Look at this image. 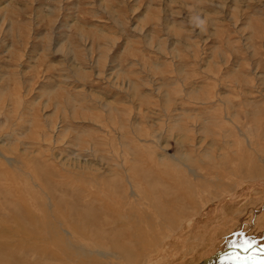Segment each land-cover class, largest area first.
<instances>
[{"label":"rangeland","instance_id":"rangeland-1","mask_svg":"<svg viewBox=\"0 0 264 264\" xmlns=\"http://www.w3.org/2000/svg\"><path fill=\"white\" fill-rule=\"evenodd\" d=\"M134 200L149 264L264 244V0H0V264H82L45 233L88 214L126 247Z\"/></svg>","mask_w":264,"mask_h":264},{"label":"bare ground","instance_id":"bare-ground-1","mask_svg":"<svg viewBox=\"0 0 264 264\" xmlns=\"http://www.w3.org/2000/svg\"><path fill=\"white\" fill-rule=\"evenodd\" d=\"M235 191V190H234ZM233 191V192H234ZM97 194V193H96ZM150 195V194H149ZM85 197V196H84ZM176 197V196H175ZM172 198V197H171ZM113 199V198H112ZM224 199V198H223ZM102 200V199H101ZM110 200V199H109ZM117 200V199H116ZM81 201V200H80ZM132 201V199H131ZM92 202L94 203V201L92 200ZM110 202V201H109ZM228 202V201H227ZM251 202V201H250ZM82 204V203H81ZM84 204V203H83ZM83 204L81 207H83ZM91 204V203H90ZM139 203L136 202V200H134V202L132 204H130L127 208H123L122 211H120V213L115 216V214L113 216H115L113 219L115 220H112L110 221V223L112 224H124V228L123 229H126L128 230L129 232H133L132 234H129L128 232H126L125 230L124 231H119V239H122V241H124V244L125 241H128V244L126 247H122L121 246V243L118 244V243H115L114 241L110 240L109 239V232H106L102 226L100 224H98V222L96 220H98V218L95 219L96 221V224L97 227L95 228L96 229V232H100L102 233V236H97L96 239H90L87 235L86 236H81L80 234L82 229L85 227H83V223L85 221H88L90 220L91 218V214H88V215H83L81 217L78 218L77 222L78 224H80V229H72L70 224H67L65 222H63L64 224V233L63 235H59L57 230L54 232H49V233H45V237H49L50 240L49 241H52L53 244L55 246H60L61 247V252L63 251V255L64 253L67 254L68 257H72V256H76L77 258H79V261L82 263V264H91L89 261V259H84V258H89L92 256L95 258V260H98L99 261H103L101 263H95V264H115L117 262V259L119 260H122L123 264L128 261V259H130V255L132 253L133 250H137V254L139 256H142L141 258L142 261H146L145 263H151L153 261H155V258L153 257V255H151L150 253L147 254V253H144V251L146 250H149L147 248H150L151 246V249L153 247H155L156 245H154V242H158L157 245L161 244L162 243V246L163 245H167V242L172 240L173 239V235L174 233L172 234L173 232V229H170V231L168 233H166L165 235H160L161 236V239H160V236H156L155 234L157 232H159L160 229H162L163 227H161L160 229H157L155 226V224L152 225V223L148 222V217L149 216H145V214L143 215V217H140L139 214H138V205ZM247 204V203H246ZM94 205V204H92ZM111 206V205H110ZM227 206V205H226ZM230 205H228V208ZM91 207V205L89 206ZM114 207V205H113ZM153 207V206H152ZM175 207V206H174ZM92 208V207H91ZM141 208V207H140ZM226 208V207H225ZM227 208V209H228ZM116 209V207L114 208ZM222 209V208H221ZM226 209V210H227ZM231 209V208H230ZM234 209V208H233ZM96 210V209H95ZM145 210V209H144ZM162 210V209H161ZM229 210V209H228ZM227 210V211H228ZM94 211V210H93ZM92 211V212H93ZM97 211V210H96ZM100 211V209H99ZM107 211V210H106ZM220 211V210H219ZM230 211V210H229ZM234 211V210H232ZM238 211V210H237ZM146 212V211H145ZM155 212V211H154ZM231 212V211H230ZM96 213V212H95ZM94 213V214H95ZM118 213V212H117ZM181 213V212H180ZM100 214V213H99ZM143 214V213H142ZM141 214V215H142ZM146 214H149V212H147ZM189 214V213H188ZM191 214V213H190ZM221 214V213H220ZM234 214V213H233ZM60 215V214H59ZM96 215V214H95ZM107 215V213H106ZM163 215V214H162ZM161 215V216H162ZM107 216H111V215H107ZM201 216V215H200ZM227 216V215H226ZM264 216V215H263ZM92 217H94V215H92ZM96 217V216H95ZM223 217V216H222ZM102 218V217H101ZM106 218V217H104ZM188 218V217H187ZM186 218V219H187ZM56 219V218H55ZM93 219V218H92ZM161 219V217H160ZM31 220V219H30ZM33 221V220H32ZM61 221V220H60ZM62 222V221H61ZM161 222V221H160ZM195 222V221H194ZM216 222V221H215ZM106 223V222H105ZM179 223V221H178ZM186 223V221L184 222ZM90 224V223H89ZM112 224V225H113ZM164 225V223H163ZM45 226V225H44ZM122 226V225H121ZM165 226V225H164ZM158 227V226H157ZM90 229V227H89ZM120 230V227L118 228ZM151 230L152 232H149L148 230ZM163 230V229H162ZM252 230V229H251ZM260 230V229H259ZM38 231V230H37ZM60 231V230H59ZM71 231V232H69ZM153 232L155 234H153ZM221 232V231H220ZM39 233V232H38ZM115 233H117V231H115ZM138 234L139 237L142 238V240L140 241H137L135 239H132V237L135 235V234ZM42 234V232H41ZM92 234V233H91ZM96 234V233H95ZM107 234V235H106ZM114 234V233H113ZM116 234V235H118ZM221 234V233H220ZM228 234V233H227ZM100 235V234H99ZM222 235V234H221ZM225 235V233H224ZM62 236V237H61ZM41 237L43 238V236L41 235ZM93 237V236H92ZM115 237V235H114ZM106 238V240H104ZM118 238V236H117ZM138 238V237H137ZM232 238V237H231ZM160 239V240H159ZM162 241V242H161ZM108 243L109 245L112 244L113 247H111V245L108 247ZM171 243V242H170ZM49 242L46 244L48 245ZM123 244V243H122ZM53 245V246H54ZM159 247V246H157ZM164 249H165V246H163ZM73 248H76V252L72 253L71 249ZM137 248V249H136ZM243 248V249H242ZM242 249V250H241ZM158 249H157V253H158ZM136 252V251H135ZM149 252V251H148ZM162 252V251H161ZM160 252V253H161ZM57 253H59L57 251ZM182 253V252H181ZM232 253V256L233 257H228L226 258V260H224V263L226 264V262H229V261H232L231 264H254V261L253 260H256L258 261L259 260V256L260 254H263L264 253V244L262 245H259V246H248V245H242V247H239V249H237L236 251L234 252H231ZM56 255V254H55ZM221 255V254H220ZM99 256V257H98ZM219 256V254H218ZM216 256V257H218ZM263 256V255H261ZM62 259V263H67V260L68 258L64 259L60 256H58ZM133 257V256H132ZM90 258V259H91ZM222 257L220 256V260H217L215 259L214 262H211V264H214V263H219L218 261H221ZM255 258V259H254ZM73 259V258H72ZM76 259V258H75ZM225 259V258H224ZM262 260V259H261ZM70 261V259H69ZM139 261V260H138ZM223 261V260H222ZM264 262V261H263ZM70 263V262H69ZM221 263V262H220ZM18 264V263H17ZM71 264V263H70ZM120 264V263H118ZM139 264V263H138ZM201 264V263H200Z\"/></svg>","mask_w":264,"mask_h":264}]
</instances>
